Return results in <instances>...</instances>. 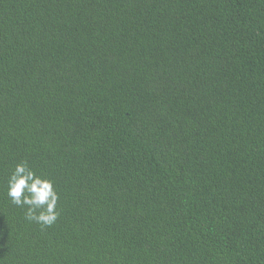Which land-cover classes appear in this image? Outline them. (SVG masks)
Segmentation results:
<instances>
[{"label":"trees","instance_id":"obj_1","mask_svg":"<svg viewBox=\"0 0 264 264\" xmlns=\"http://www.w3.org/2000/svg\"><path fill=\"white\" fill-rule=\"evenodd\" d=\"M0 264H264V0H0Z\"/></svg>","mask_w":264,"mask_h":264},{"label":"clouds","instance_id":"obj_2","mask_svg":"<svg viewBox=\"0 0 264 264\" xmlns=\"http://www.w3.org/2000/svg\"><path fill=\"white\" fill-rule=\"evenodd\" d=\"M5 194L12 205L24 210V218L29 222L48 227L59 217V194L53 182L38 175L27 161L14 166L7 180Z\"/></svg>","mask_w":264,"mask_h":264}]
</instances>
